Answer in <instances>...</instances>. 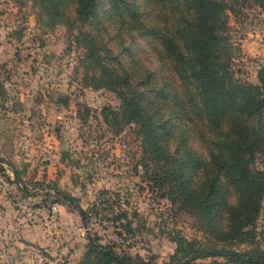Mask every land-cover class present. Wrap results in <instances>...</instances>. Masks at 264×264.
Listing matches in <instances>:
<instances>
[{
    "label": "rangeland",
    "instance_id": "1",
    "mask_svg": "<svg viewBox=\"0 0 264 264\" xmlns=\"http://www.w3.org/2000/svg\"><path fill=\"white\" fill-rule=\"evenodd\" d=\"M129 1L158 32L124 29L109 0H98L95 16L79 27L116 66L149 69L171 95L189 91L160 40L174 21L165 0ZM77 3L67 0L66 17H74ZM241 4L240 16L230 18L232 43L240 48L233 68L239 79L261 85L264 7L256 0ZM76 35L66 23L50 27L37 1L0 0V264H83L88 234L121 257L164 264L176 248L173 236H205L143 158L135 125L115 133L104 121V107L118 109L121 101L85 83V49ZM165 115L172 150L209 155L205 124L190 123L185 113ZM78 206L88 214L86 224ZM197 264L234 263L217 256Z\"/></svg>",
    "mask_w": 264,
    "mask_h": 264
},
{
    "label": "trees",
    "instance_id": "2",
    "mask_svg": "<svg viewBox=\"0 0 264 264\" xmlns=\"http://www.w3.org/2000/svg\"><path fill=\"white\" fill-rule=\"evenodd\" d=\"M34 1L41 4L50 27L66 23L77 29L76 42L85 49V83L106 88L121 101L118 109L104 107V121L115 133L135 125L143 158L154 165L172 202L184 206L205 236H173L176 248L164 264H197L217 256L234 264H264V229L258 230L260 218L264 221V69L261 85L235 75L233 62L240 48L232 43L230 18L240 16L241 0H165L174 21L160 40L189 89L177 95L167 93L165 82L157 84L149 69L132 72L110 62L97 38L79 27L95 16L98 0H77L73 18L66 17L67 0ZM109 1H114L110 10L118 11L124 29L158 32L132 1ZM256 1L264 7V0ZM166 112L176 117L185 113L190 123L206 125L212 143L207 157L190 148L171 149ZM56 193L71 200L58 189ZM77 209L86 224L87 212ZM87 238L83 264H147L121 257L89 234Z\"/></svg>",
    "mask_w": 264,
    "mask_h": 264
}]
</instances>
